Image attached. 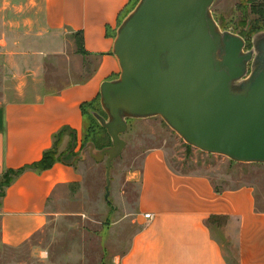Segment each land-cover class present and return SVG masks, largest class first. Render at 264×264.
Masks as SVG:
<instances>
[{
	"label": "crops",
	"instance_id": "crops-1",
	"mask_svg": "<svg viewBox=\"0 0 264 264\" xmlns=\"http://www.w3.org/2000/svg\"><path fill=\"white\" fill-rule=\"evenodd\" d=\"M39 1L38 19L30 24L17 25L10 12L0 15L7 21L0 51L8 69L0 97V176L38 162L64 127L75 132V144L83 141L90 119L82 105L119 74L113 42L134 6L133 0ZM79 32L86 54L78 52V43L76 53L94 58V68L84 79L50 85L47 59L63 56L65 33L74 40ZM69 136H62L63 145ZM81 178L75 165L62 162L21 173L0 199V244L17 248L43 230L51 197ZM130 178L139 184L141 228L118 264H264V207H258L262 195L255 184L217 188L205 174L175 170L161 146L145 151Z\"/></svg>",
	"mask_w": 264,
	"mask_h": 264
},
{
	"label": "water",
	"instance_id": "water-1",
	"mask_svg": "<svg viewBox=\"0 0 264 264\" xmlns=\"http://www.w3.org/2000/svg\"><path fill=\"white\" fill-rule=\"evenodd\" d=\"M214 1L137 0L121 20L112 47L120 72L100 85L104 115L91 111L111 144L86 146L105 162L106 199L129 119L160 117L204 153L264 164V30L246 49L220 27Z\"/></svg>",
	"mask_w": 264,
	"mask_h": 264
},
{
	"label": "rangeland",
	"instance_id": "rangeland-1",
	"mask_svg": "<svg viewBox=\"0 0 264 264\" xmlns=\"http://www.w3.org/2000/svg\"><path fill=\"white\" fill-rule=\"evenodd\" d=\"M247 1L215 0L211 11L220 27L233 29L245 38L246 49H249L252 36L256 31L264 30V23L256 22L258 16L250 11ZM254 1L264 5V0ZM39 2L0 0V15L10 12L17 25L30 24L38 19ZM2 21L0 30L7 23L6 19ZM1 39L4 37L0 32ZM65 40L67 48L63 56L47 59L45 80L50 85L84 79L95 66L94 58L76 53V37L72 40L65 33ZM5 64V52L0 51V97L4 90L3 80L7 78ZM94 107L101 111L99 103ZM93 133L98 143L96 148L111 144L105 131L96 127ZM69 137L65 145L59 143L58 152H69L76 147L74 153L79 159L75 166L81 173L80 183L59 190L51 197L48 222L29 241L17 248L0 244V264H118L132 236L141 228L136 220L139 184L130 175L140 169L145 151L155 146L163 148L167 162L175 170L205 174L217 188L255 184L262 195L258 207H264V167L257 165L259 163H237L191 147L160 117L128 120L127 130L121 136L126 146L113 161L110 171L108 199L104 189L105 162H97L90 156L86 147L89 141L74 144L72 136Z\"/></svg>",
	"mask_w": 264,
	"mask_h": 264
},
{
	"label": "trees",
	"instance_id": "trees-1",
	"mask_svg": "<svg viewBox=\"0 0 264 264\" xmlns=\"http://www.w3.org/2000/svg\"><path fill=\"white\" fill-rule=\"evenodd\" d=\"M134 1V5L137 2V0H133ZM248 5L250 8V11L257 15L258 18L256 20V22L258 23H264V5H261L260 3H255V1L253 0H248ZM245 7L246 9V4H244L243 8ZM245 12V11H244ZM257 28V27H256ZM254 28V29H256ZM261 31V30H258ZM256 31V32H258ZM77 35L79 36L77 38L78 40V52L80 54H86L85 51H83V44H82V37H81V33H77ZM118 76V75H117ZM100 98V94H98V97L96 100L92 101V102H88L82 105V110L83 112H85V114H87L89 116L90 119V124L88 126V128L86 129V132L84 134L83 137V141L87 142V141H91L95 144L96 147H98V143L95 140L94 133L93 131L97 128L103 130L106 132V130L104 128H102L99 123L97 122V120L91 115V111H97L100 114L104 113L101 111H98L95 109V104L98 103ZM65 133H69L73 140H74V144L76 143V134L75 132L71 131L69 128L64 127L62 128L57 134H55L54 136V141H53V145L50 149L46 150L43 153L42 158L35 163L29 164V165H25L19 169L16 170H7L6 172H4L2 174V176H0V199L4 196L5 193V188L8 187L9 185H11V183L21 174L23 173L25 170L30 169V170H34L36 172H41L44 170H47L49 168H51L53 166L54 163L56 162H62L65 163L67 165H71L74 166L75 162L77 160H75L76 158V154L74 153V147H72V150L69 152H58V145L61 142L62 136ZM92 136V138H90ZM105 147V146H104Z\"/></svg>",
	"mask_w": 264,
	"mask_h": 264
},
{
	"label": "built area",
	"instance_id": "built-area-1",
	"mask_svg": "<svg viewBox=\"0 0 264 264\" xmlns=\"http://www.w3.org/2000/svg\"><path fill=\"white\" fill-rule=\"evenodd\" d=\"M145 217H146V218H149V217H150V214H146Z\"/></svg>",
	"mask_w": 264,
	"mask_h": 264
}]
</instances>
